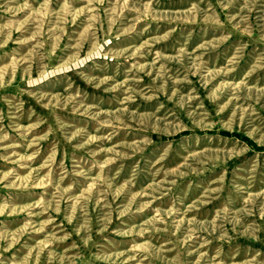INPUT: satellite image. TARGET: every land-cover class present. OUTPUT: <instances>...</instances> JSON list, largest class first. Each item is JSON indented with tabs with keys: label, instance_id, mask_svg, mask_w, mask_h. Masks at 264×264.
<instances>
[{
	"label": "clouds",
	"instance_id": "clouds-1",
	"mask_svg": "<svg viewBox=\"0 0 264 264\" xmlns=\"http://www.w3.org/2000/svg\"><path fill=\"white\" fill-rule=\"evenodd\" d=\"M264 0H0V264H264Z\"/></svg>",
	"mask_w": 264,
	"mask_h": 264
},
{
	"label": "rangeland",
	"instance_id": "rangeland-1",
	"mask_svg": "<svg viewBox=\"0 0 264 264\" xmlns=\"http://www.w3.org/2000/svg\"><path fill=\"white\" fill-rule=\"evenodd\" d=\"M262 71H264V70H262Z\"/></svg>",
	"mask_w": 264,
	"mask_h": 264
}]
</instances>
